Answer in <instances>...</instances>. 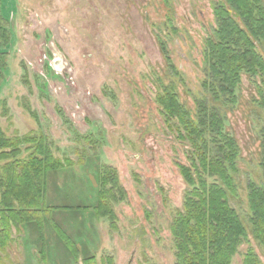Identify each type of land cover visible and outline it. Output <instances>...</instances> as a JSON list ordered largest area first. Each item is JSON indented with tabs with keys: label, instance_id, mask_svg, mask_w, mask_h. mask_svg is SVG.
<instances>
[{
	"label": "rangeland",
	"instance_id": "374dc122",
	"mask_svg": "<svg viewBox=\"0 0 264 264\" xmlns=\"http://www.w3.org/2000/svg\"><path fill=\"white\" fill-rule=\"evenodd\" d=\"M217 6L242 25L225 0H0L8 35L7 45L0 42V131L9 140L42 137L44 151L74 164L47 173L50 211L40 225L12 229L0 264H82L88 257L89 264H175L170 228L188 189L178 166L189 165L191 150L161 114L158 80L175 86L190 115L197 101L223 119L239 150L230 173L237 193L228 203L246 231L230 264H243L247 254L264 264L248 193L251 186L264 191L261 79L242 74L233 104L205 89L204 43L217 29ZM251 41L264 61V40ZM27 147L19 159L33 153ZM103 171L111 178L105 189L118 182L125 194L110 203L112 220L92 212Z\"/></svg>",
	"mask_w": 264,
	"mask_h": 264
},
{
	"label": "trees",
	"instance_id": "16d2710c",
	"mask_svg": "<svg viewBox=\"0 0 264 264\" xmlns=\"http://www.w3.org/2000/svg\"><path fill=\"white\" fill-rule=\"evenodd\" d=\"M225 1L241 19L242 25L233 20L225 7L214 9L217 29L204 43L211 80L204 87H209L213 99H226L227 103L233 104L241 75L251 79L259 77L258 103L264 107V61L252 49L251 41L264 40V9L260 0ZM0 42L5 45L8 42L1 17ZM164 56L169 60V55L164 53ZM167 62L168 69L174 73L171 62ZM158 84L161 94L156 102L161 114L170 124L171 132H175L191 150L189 165L178 166L188 189L184 193L182 211L176 213L170 228L175 264H230L246 239V231L228 203V195L235 197L237 193L230 176L236 171L237 144L225 133L224 121L214 109L193 101L196 107L190 115L179 102L173 84L164 85L159 80ZM28 135L9 140L0 131V255L14 242L12 229L19 233L25 224L37 222L40 225L42 215L50 211L44 204L47 173L74 165L53 158L48 149L44 151L42 137ZM23 145L28 146L27 152L33 151L25 160L19 159ZM211 145L216 149V157L212 156ZM261 162L264 169V159ZM110 179L105 171L98 175L97 203L92 209L97 218L112 220L114 213L110 203L115 202L117 196H125L118 182L113 192L105 189ZM248 193L254 219L253 236L264 245V191L251 186ZM57 232L77 261V249L59 230ZM40 254L45 262L44 251ZM246 256L243 264H258L253 255ZM92 260L93 257L85 258L82 264Z\"/></svg>",
	"mask_w": 264,
	"mask_h": 264
}]
</instances>
